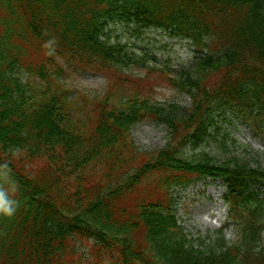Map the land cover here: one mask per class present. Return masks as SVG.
Wrapping results in <instances>:
<instances>
[{
    "label": "trees",
    "instance_id": "obj_1",
    "mask_svg": "<svg viewBox=\"0 0 264 264\" xmlns=\"http://www.w3.org/2000/svg\"><path fill=\"white\" fill-rule=\"evenodd\" d=\"M0 11V169L17 192L11 215L0 213V264H264L263 209L250 190L264 168L235 154L228 135L215 143L223 160L201 149L220 119L264 142V0H0ZM116 19L200 52L170 79L190 107L156 111L171 135L143 155L129 131L152 108L120 96L114 80L127 79L132 57L105 34ZM34 40L44 62L24 66ZM67 64L105 76L110 89L91 98L68 88ZM96 162L105 177L91 191L81 174ZM205 177L227 186L238 239L224 250L222 237L190 239L176 220L171 189Z\"/></svg>",
    "mask_w": 264,
    "mask_h": 264
},
{
    "label": "rangeland",
    "instance_id": "obj_2",
    "mask_svg": "<svg viewBox=\"0 0 264 264\" xmlns=\"http://www.w3.org/2000/svg\"><path fill=\"white\" fill-rule=\"evenodd\" d=\"M112 31H114L113 35L116 36L115 38H121L122 40L126 38L129 41V48L137 57L145 53L149 56H155L157 62L154 65L168 66L169 71L171 70L170 72L173 75L176 74V71L180 67L189 65L195 56V52L188 42L173 38L167 33L148 30L141 36L133 39L132 37H128V33L124 31L123 25L115 26ZM38 45L39 43L33 42L26 46L27 53H30L26 59H38L41 57V54L33 52L38 49ZM157 74L158 72H155L154 77ZM63 79L73 89H83L94 93L100 92L104 85V79L100 76L83 71L75 66L65 67ZM152 92L157 101L161 103L189 104V98L186 95L177 93L165 84L156 87ZM217 125L221 126V128L218 133H214V138L216 139L208 144L207 150L219 154L215 143L221 142L229 134L240 144V148L236 151L241 156H254L256 150L263 151L264 153L263 142L257 138H253L250 131L237 121L231 119L224 121L220 119ZM131 135L134 143L140 150H154L165 144L167 128L165 125L157 124L151 119H144L132 127ZM246 143L250 145L251 149L245 147ZM245 149L249 155L244 153ZM263 153L259 155L260 158L264 157ZM0 181H2L1 187L4 189V194L9 193V181L7 179L4 181L0 179ZM263 190L264 188H261V191ZM223 191L224 188L219 181L211 182V180H205L186 189L177 190L174 193L178 222L191 237H202L206 234L211 235L220 228L226 218V207L221 197ZM223 233L230 242L235 239V228L233 226L224 229ZM80 247L78 248L79 252L86 253L88 247Z\"/></svg>",
    "mask_w": 264,
    "mask_h": 264
},
{
    "label": "clouds",
    "instance_id": "obj_3",
    "mask_svg": "<svg viewBox=\"0 0 264 264\" xmlns=\"http://www.w3.org/2000/svg\"><path fill=\"white\" fill-rule=\"evenodd\" d=\"M14 211L12 207V202L5 200L2 196H0V213L11 215Z\"/></svg>",
    "mask_w": 264,
    "mask_h": 264
}]
</instances>
